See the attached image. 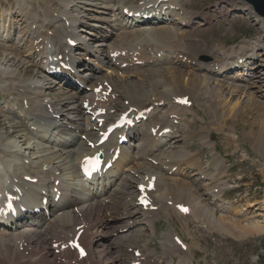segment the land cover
<instances>
[{"label": "rangeland", "instance_id": "obj_1", "mask_svg": "<svg viewBox=\"0 0 264 264\" xmlns=\"http://www.w3.org/2000/svg\"><path fill=\"white\" fill-rule=\"evenodd\" d=\"M9 1L14 2V0ZM27 1L31 2L32 0ZM140 2L141 0H128L126 6L131 3L137 5ZM39 3L41 7L45 9L42 12L36 10L41 17H43V12L45 16L51 15L53 9L56 7V0H39ZM61 3H63V0ZM184 3L186 5L188 4V11L198 13L200 17L204 19V22H197L193 26L190 25L185 29L188 36L184 45L181 47L176 43L174 38H166L168 45H165L163 48L166 59L163 61V64L164 66L170 65L168 68H173L177 70L176 72H185L187 75L189 74V79L191 78L190 84L195 86L194 90L196 91L193 95L188 96L193 103V109H188L186 106L180 105L178 103L180 100H175V98H161L160 93L165 91L166 88H164L163 85L157 88L154 83L157 82L159 78L152 74L159 68L155 67L158 61L156 53L158 49L161 48L157 47L153 42L151 44L147 42V44L144 43L142 55H140L138 61H143L145 65L136 66L138 70H136V68L130 69L135 64L129 61L128 63L130 65L125 68L126 70H122V67L115 65L114 63L118 62L121 64L124 63V58L121 56L112 59L107 73H98L99 75L97 76L99 79H97V76H93V79L99 82L97 87L101 85V83H107L113 88L110 98L116 97V99L113 101L111 100L109 104L108 109L110 117H114V111L122 110L123 112L128 106L127 104H129V101L126 100L128 96L127 90H130V92L135 95L134 99L143 101V110L148 109L150 106H155L149 118L152 120L145 122L146 125L140 128V130H138V127L136 129L139 133L144 132L157 142V137L151 132L152 127H160L159 125L162 123L167 124L169 126L168 129L172 130L171 134H175L174 137L178 136L172 141L174 145L169 143V146L173 148L166 150L165 156H162L163 153L158 155V152H154L153 150V154L149 153L150 156L145 158V161L143 159L142 161L144 163L142 162L141 164L137 163L139 162V157H136L135 163L128 165V167L130 166V168L133 169L127 168V171L135 170L137 172V175L135 177L133 176V180L128 178L125 179L122 189L114 193L111 197L112 200L110 199L109 204L105 207H99L97 205L95 206L96 208L94 207L90 212L86 211L87 213H80L75 220L77 223L72 227L68 225V223L64 224V222L68 220L64 222L58 221L41 235L26 238L22 242L12 241L5 246L0 245V264H66V259L68 260V264H88L89 260L87 259L76 263V254L73 252L67 251L62 254L58 253V250L52 247L50 241H55L53 245L59 242L66 244L73 241L78 234L77 227L80 226H83L82 229L84 230L81 241L88 251L87 258H93L92 261L96 262V264H120V260L116 259H122L121 264H129L133 258L130 250L142 249V247L143 249L147 247L146 250L143 251L146 256L150 254L158 256V248L162 245L161 242L165 244V240L163 239H166V237L164 234L169 230L172 231V234L169 232L171 238L175 234L186 243L190 244L191 248H189V252L194 253V262L196 264H254L251 262V257L258 258L257 264H264V234L254 237L246 236L240 239L233 238V236L215 229L213 222L209 221L204 212L207 209H213L219 214L223 212L225 218L233 217L234 220L237 219L242 221V224L244 222V225L254 222L264 224V97L259 98L262 94L255 95V102L253 99L250 101L249 98L242 99L241 101L238 100L239 98L231 99L233 102L238 100L237 108L239 109L236 108L233 115L229 116L227 113L229 106H226V104L230 106H233V104L226 95V90L223 89L222 91L218 87H216L215 90L214 88L211 90L205 89L204 85L201 86L199 84V81L200 83H204V71L198 69L201 67V64L204 63L216 64V61H224L222 64L225 63L226 56L229 55L227 52L237 53L239 50H246L247 43L258 41L262 42L260 46L264 47V20H257L254 15L249 14L241 0H182V8H184ZM9 4L10 3L5 4L3 0H0V15L6 17L10 13L11 15L16 14V10H9L11 7ZM15 5L16 2L14 3V7ZM26 6L27 4L25 7ZM87 8L89 9L87 12L89 15H86L85 8L84 10L81 9L82 16L80 21L83 22L78 28L79 34L81 36H90L91 34L97 36L100 30H106L108 31L107 42L110 45L118 46L122 52L126 51L128 56L133 58L130 51L131 44L138 39L136 37L139 35H129L124 31L112 35V30H108L107 26L103 24L106 18H110L109 15L100 13L94 14L93 8ZM17 9L19 10V6H17ZM97 15L100 19H104L98 21ZM95 19L98 22H96ZM58 30L60 29L58 28ZM59 35L58 33L56 34V36ZM100 35L94 38L91 37V39H93L92 41H94L92 46L95 48L101 45L99 43V41H101L99 38ZM59 38L60 37L57 39ZM88 38L89 37H84V39ZM22 47L23 46L20 47L19 44L12 41L5 44L0 43V67L2 69L5 68V70L8 68L11 71L10 73L13 72V74H19L20 72L19 75L24 79L38 80L41 84L43 83V86L47 87L50 82L46 81L43 74H40L37 70V66H29L28 59L24 58L26 50ZM98 48L101 49L100 46ZM251 49L252 47L247 50L246 53L250 52ZM106 59L107 58H105V60ZM2 71L3 70L0 71V132L3 130L7 134L15 136L23 133V129L15 115L8 112V108L6 107V103L13 104V102L11 98L7 96L8 94L2 92L3 89L1 84H3L2 81L4 80L2 76L6 74ZM112 71H115L116 74H108ZM261 71V75L264 76V70L261 69ZM196 73L201 77L197 76ZM139 74H146V76H139ZM164 75L168 81H172L174 79L173 77H175V74H168L167 72H165ZM13 80L14 79L10 80V82ZM198 85H200L202 89ZM154 89H156V94H152V97H150L149 94L148 98H143ZM53 91H55L56 95L53 97L55 100L57 99V103L65 104V106L67 104L65 110L69 112V115L73 117L76 122H79L81 125L85 117L86 125L82 124V127L86 129L90 142H97L99 140V135L90 132L95 128L96 124L87 120V117L83 113L79 114V112H75L73 109L74 106H82L81 96H78L75 100H71L72 102L67 100L68 96L75 94L77 90L74 91L69 88L61 89V85H55ZM58 96L60 97L57 98ZM252 102L254 106L250 105ZM245 105L251 107L249 108ZM132 107L141 110L137 106ZM255 108L256 110H254ZM66 122L70 123L71 121L66 120ZM257 134L259 136H257ZM184 135L186 138H184ZM86 138L85 135H82L83 140ZM175 141L179 142L176 143ZM140 142L144 143V141H141V138L136 137V139L130 143L132 146L135 145V147L138 148ZM130 143L125 145H129ZM183 151L189 153V159L186 161H183L178 154ZM213 151L217 153L223 161L222 164V161L218 160V164L221 167L219 171L216 169L211 156ZM172 152L174 153V157L170 158V156L173 155ZM92 153H95V149H92ZM134 153L137 155L136 150ZM149 160L154 161L155 165H153V162H149ZM186 163L200 167L199 172H187L185 168ZM172 167L178 170L176 169V172L171 175L169 173L173 171L174 168ZM162 168L168 171L164 172ZM11 173L12 171L9 170L5 172V174ZM165 174L167 175L165 176ZM30 175H34V172ZM213 175L216 176V185L218 186L220 184L218 188L215 189L218 191L216 196L211 195L213 191L206 190V184L215 181L207 180L212 179L210 177ZM201 176H206V178L201 179ZM142 177L143 182L147 177H155V179H157L156 189L158 188V191L155 194L151 193V195L154 201L153 206H158L157 208L160 212L166 210V208L169 209L170 204H173L172 206L175 210H177V205L188 206L190 207V211L191 209L194 211H191L192 214L190 213L194 222L204 223V226L207 228L203 229L204 226L193 223L190 218L181 217L180 215L183 214L177 210L178 214H180L178 215L173 209L163 212L161 220L155 221L156 230L154 232H148V229H142L146 224L145 222H143L142 225L136 224L133 226L134 222L140 219L139 215L137 214L139 218L135 220V218L132 217L133 215L124 217L126 214L123 213L125 209L131 210V212L133 211L131 209V201L134 200L133 194L137 184H143V182L139 180ZM213 186L209 188L211 189ZM171 195L173 200L168 197ZM160 198H162V200ZM213 198L217 201L213 202ZM108 212L110 214H108ZM87 215L90 216L88 217ZM151 215H155L156 217L157 213L150 212L149 216ZM131 219L132 225H129L128 222ZM124 222H126L127 225H125L126 223ZM122 223H124V225ZM138 225H140L138 228L140 231L134 229ZM126 228L128 230L133 229L136 233L126 231L122 234V231ZM62 229L63 232L60 231ZM49 230L50 232H48ZM61 233L63 234L61 235ZM120 235L122 237L121 239L112 241L113 238L119 237ZM174 238L176 237H173L172 242H174ZM120 242H122V245ZM120 245L124 253L119 254L117 258L115 255L121 252ZM60 247L61 246L57 249H60ZM21 248H24L23 252H21ZM160 250H162V247H160ZM95 252H101L102 255ZM164 252L158 256V259L162 264H167L171 261L170 257L165 258ZM185 254H187V252L182 253L178 251L177 254L173 256V259L177 261ZM60 257L62 258V263ZM183 258L184 259L179 260V264H187L188 255ZM137 261L140 260L136 259L133 262Z\"/></svg>", "mask_w": 264, "mask_h": 264}, {"label": "bare ground", "instance_id": "obj_2", "mask_svg": "<svg viewBox=\"0 0 264 264\" xmlns=\"http://www.w3.org/2000/svg\"><path fill=\"white\" fill-rule=\"evenodd\" d=\"M127 2L128 0H104L102 8H100L103 11L100 14H108L110 18H106L103 24L107 26L108 30H112V35H115L120 31H124L129 35H139L136 37L138 39H136V41L131 44L130 50L132 56L137 57V60L140 59V55H142V47L144 43L147 42L151 44L153 42L157 47L161 48L158 49L156 53V58H158V61L156 62L155 67L159 68L152 73L153 76L159 78L157 82L154 83V85L157 88L162 85L164 88H166L165 91L160 93L161 98H175V100H180L182 97L185 98L186 95H193L196 91L194 90L195 86L190 84L191 78L189 79V74L187 75L185 72H176L177 70L168 68L170 65L164 66L163 61L166 59L163 48L165 45H168L166 38H174L180 47L183 46L188 36L185 29L192 25L200 15L196 12L188 11V4H183L186 10L182 8V0H141V2L137 5L131 3L126 6ZM25 5V0H19V13L23 14V16L26 14V11H23V9L26 8ZM172 6L175 7V10L171 9ZM126 9H128L130 12H133L134 14L142 13L143 17L151 16L152 20L145 22L144 18L128 19L123 14ZM8 17L9 15L6 17L0 15L1 38L3 37L2 30L6 25ZM96 17H98V21H102L104 19H100L98 15ZM159 19H161V21H158ZM16 21L17 20L14 22ZM80 22L76 21L74 25H78ZM50 23L55 27L57 26L60 31L65 30L61 22L57 19H53ZM11 35L12 37H15L14 34ZM16 38L18 37L16 36ZM82 38L83 37L81 36V39ZM104 38L108 39V35H105ZM27 43L28 42H26V44ZM18 44L21 47L25 43H22L18 40ZM99 46L102 47V45ZM110 46L112 48L113 54L116 52L122 53V50L118 46ZM243 50L244 49L239 50L242 51L241 53L234 52L226 56V62L221 65L204 63L201 64L200 68H198L199 70L204 71V83H200L199 81L201 86L204 85V88L207 90H211L213 88L215 90L216 87L222 91L223 89L226 90L227 94L225 92L224 93L228 96V98H230V102L232 101L231 103L233 104V106L226 104V106H229L227 109L229 116H232L233 112H235L236 108L238 107V100L241 101L242 99L249 98L250 101L253 99L255 102V95L262 94L260 97H258H264V76L261 75V69L264 70V47L260 46V44H254L250 52L246 53L247 51H245L244 53ZM96 51L95 53L100 55L103 60L106 58L105 54L98 52V50ZM96 64L97 62L94 61L93 64L88 66L92 71L93 76L99 75L98 65ZM114 64L117 65V63ZM121 65L122 64L120 63L119 66L121 67ZM7 69L5 70V68L2 69L0 67V71L3 70L2 72L6 73L4 76H2L4 79L2 81L3 84H1L2 89L4 92H6V94H8L7 96H9L13 102V104L6 103V107L8 108V112L13 113L21 124L23 133L11 136L5 133L3 130L0 132V195L4 191L11 192L14 188L22 190L24 192L22 201L24 205L31 211L36 208L40 209L42 200L45 198V196H47L50 198L49 210L51 211V214L49 217L46 215H37L31 217V219L20 221L0 218L1 246H5L12 241L22 242L26 238H31L35 235H41L50 229L51 226L55 225V223L58 221L64 222L68 220L67 222H64V224L68 223V225H71L72 227L77 223L75 220L78 218L77 216H79L80 213H84L86 211L90 212V210L97 205L99 207H105L109 204V200H112L111 197L114 195V193L122 189L124 180L127 178L133 180V176L135 177L137 175L135 170H131L133 172L127 171V168H130L128 165L135 163L136 157H139V162L137 163L141 164L143 159L145 161V158L150 156L149 153L153 154V150L154 152H158V155L163 153L162 156H165L166 150L173 148L172 146H169V143H172V141L178 137H174L175 134L173 135L171 133L163 134V132L169 128V126L165 123L160 124V127H152L151 129L152 133L153 131H157L155 135L157 137V142H155L154 138L146 135L144 132L139 133L135 128L128 133L129 143L135 140L136 137L141 138V141H144V143L140 142L138 148H136L135 145L132 146L131 143L129 145H122L120 157L115 163L113 169L108 171L102 177L95 178L92 181H85L83 180L80 173L82 160L100 150L104 151L105 154H109L112 149L118 146V137L116 135L112 136L106 144L96 148L95 153H92V149L88 146V141L90 140L85 142L82 139V135L88 137L86 129L82 127V124L85 125V117L83 118L81 125L79 122H76L75 119L69 115V112L65 110L67 108V104L65 106V104L57 103L55 98L52 96L51 91L54 89L53 86L46 87L43 86V83L41 85L39 81L34 80H32L30 83H27V81L22 78L21 75H19L20 72L19 74H11V71ZM165 72L168 74H175V77H173L174 79L172 81L166 80L164 75ZM112 73L116 74L115 71H112L108 74ZM139 76H146V74H139ZM197 76L201 77L199 74H197ZM12 79L14 80L10 82ZM97 79H99L98 76ZM20 83L23 85H19ZM103 84L107 83H101V85ZM31 86H34L33 89H31ZM104 91H107V88H105ZM155 91L156 89L150 91L143 98H148L149 94L150 97H152V94H156ZM127 92L128 96L126 97V100L129 101V104L126 109L123 110V113L129 111L131 108H134L132 106H137L141 109L139 111H142L144 109L143 101L140 99H134L135 95L130 92V90H127ZM79 94L80 92L77 90L75 94L68 96L67 100L72 102L71 100L77 99ZM20 97L29 100H20ZM234 98L239 99L236 100V102H233L231 99ZM45 99H47V101L43 102ZM19 102H22V105ZM25 102L28 104V107L24 106ZM49 105H51L50 109H48ZM250 105H253V102ZM245 106L249 107L247 105ZM256 108L254 110H256ZM73 109L75 112H79V114L84 112L83 114L86 116L82 106H74ZM151 114L152 112L148 114L149 118L151 117ZM66 120H70L71 122L67 123ZM87 120L91 121V116L87 117ZM257 136L259 135L257 134ZM184 138H186L185 135ZM97 142L95 141L94 143ZM175 142L177 143L179 141ZM172 145L174 144L172 143ZM135 150L137 155L134 153ZM178 154L183 161L189 159V153L186 151L179 152ZM211 156L213 162L215 163L216 169H218V171L221 170V167L218 164V160L222 161L220 156L214 151ZM172 157H174V153L170 156V158ZM185 168L189 173L197 171L199 172L200 170V167L190 165L189 163L185 164ZM6 170L12 171V173L5 174ZM33 172L34 175H30ZM27 177H30L31 179H37L38 182L36 184H31L26 181ZM204 178L206 177L201 176V179ZM210 178L212 179L207 180L215 181H213V183L207 182L208 184L205 182L207 186L206 190L213 191L211 195L216 196L217 194L215 193V189H217L220 184L218 186L216 185L215 175ZM57 182H59L58 185H56ZM143 184H145V182H143ZM146 185H148V183H146ZM211 186L213 187L210 189L209 187ZM55 188L61 191V198L59 201H56L57 193L55 192ZM157 191L158 188L155 192H153V194H155ZM44 193L46 194L44 195ZM160 199L162 200V198ZM213 199V202L217 201L215 198ZM191 211L193 210L191 209ZM204 212L209 221L213 222L215 229L229 234L233 236V238L240 239L246 236L254 237L256 235L264 234V224L260 222L247 223L244 225V222L242 224V221L237 219L234 220L233 217L225 218L223 216V212L219 214L213 209H207ZM41 213H46V211ZM149 214H143L145 220L149 218ZM21 215V213L18 214V216ZM132 217L135 218V220L139 218L137 217V214L133 215ZM136 224H140V219L136 220L133 226ZM148 226L149 227L146 228L144 227V229L152 230L154 228L151 223H148ZM60 231L63 232V229ZM48 232H50V230ZM62 234L63 233H61V235ZM38 238L41 237L39 236Z\"/></svg>", "mask_w": 264, "mask_h": 264}, {"label": "water", "instance_id": "obj_3", "mask_svg": "<svg viewBox=\"0 0 264 264\" xmlns=\"http://www.w3.org/2000/svg\"><path fill=\"white\" fill-rule=\"evenodd\" d=\"M250 4L255 12L261 17L264 18V0H244Z\"/></svg>", "mask_w": 264, "mask_h": 264}]
</instances>
